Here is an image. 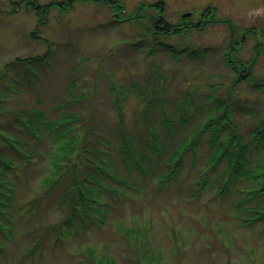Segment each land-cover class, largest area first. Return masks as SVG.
<instances>
[{"label": "rangeland", "instance_id": "obj_1", "mask_svg": "<svg viewBox=\"0 0 264 264\" xmlns=\"http://www.w3.org/2000/svg\"><path fill=\"white\" fill-rule=\"evenodd\" d=\"M115 2L123 11L100 0L52 5L38 23L23 2L0 0V156L15 166V175H0L16 182L12 218L2 216L12 230L0 233V259L100 264L105 254L113 264H264V219L241 221L246 204L236 205L250 182L232 180L224 161L213 171L205 165L208 131L226 121L214 119L225 110L216 102L225 103L232 122L219 139L235 129L251 161L264 155V138L253 134L256 127L264 133V63L251 69L256 85L251 78L234 83L222 61L228 36L221 20L264 23V0ZM138 7L137 21L127 19ZM203 8L213 15L201 29L152 34L158 29L148 23L151 15L174 25L184 20L180 14ZM250 47L244 44L243 58ZM35 55L40 59L3 68L16 56ZM32 110L44 115L33 124L37 133L23 123ZM66 113L78 117L76 148L86 134L79 202L66 178L47 194L42 179L65 172H52V155L67 138L54 140L43 125L66 121ZM209 119L214 123L201 133Z\"/></svg>", "mask_w": 264, "mask_h": 264}, {"label": "trees", "instance_id": "obj_2", "mask_svg": "<svg viewBox=\"0 0 264 264\" xmlns=\"http://www.w3.org/2000/svg\"><path fill=\"white\" fill-rule=\"evenodd\" d=\"M20 2H23L24 7L28 10H33L38 16L39 20L38 23L41 22L42 17L45 13L48 12L49 8L54 5L60 7L63 4H69L70 1L73 0H54L51 2H48L46 4H40L38 3L37 0H19ZM103 3H108V2H113L114 5H117L120 7L122 10L123 7L120 4H117L115 0H100ZM160 3V2H158ZM145 3H141L140 7L144 6ZM157 5V3L155 4ZM159 5V4H158ZM161 8V7H160ZM123 11V10H122ZM121 11V12H122ZM139 11V7L137 10H135L134 17L129 16L127 19L132 20V21H137V13ZM148 23H152L153 27L158 30H153L152 34H159V33H164V34H177L180 33L181 29H184V26L181 28H176V30H173V26L169 25L168 23H163L164 20L161 18V16H153L148 17ZM182 21V20H181ZM159 24H162L163 26H158ZM168 24V25H165ZM201 26V25H199ZM36 32L32 31L29 35L30 37H37L35 35ZM154 39H156V36H153ZM48 44V43H47ZM169 50H171V46L169 44H162ZM50 46H48L49 48ZM172 51V50H171ZM48 52H45L43 56H45ZM40 56L35 55V56H27V57H19L16 56L12 58L11 60H7L6 63H4L3 68L6 69L7 67L14 66L18 63H30L33 62L34 60H39ZM224 62L228 63L227 60H224ZM231 67V70L234 74V83L241 81L242 79H245L247 77L251 78L250 81L252 82L253 85H256L257 83L253 77H251L250 73L247 72L244 75H240L237 73L238 67L235 66V64H229ZM117 109H119L118 106V101L114 100ZM216 107L224 106V114L218 115L215 120L220 119L221 117H224V120H226L224 123H220L217 126V129L208 131V128L214 123L213 119H209L207 122L204 123V126L202 127V131H208L207 135V142H208V147H207V156H206V161L205 165L208 166V169L210 171L215 170L216 165L220 161H224L225 168L223 172H227L232 180H236L238 178H243L247 181L250 182V190H245L243 191V195L239 196L236 201L237 206H242V204H246V213L240 218L241 221H254V220H262L264 219V155L259 157L257 160L251 161L248 157V150L249 147L248 145L242 141V138L237 135L235 132V129H232V131H227L225 134V137L222 139H219L220 131L222 128H225V126L228 123H232L229 121L228 116L226 115L228 112L227 108L225 107V103L223 104L222 102H216L215 104ZM27 117L24 120L23 123L29 129L31 132L37 133V131L34 128V122L35 123H40L43 120L44 115L39 112L32 110L31 112H26ZM118 121L122 122V115L121 112L119 111L118 113ZM65 117L67 118L66 121H62L59 119H54L53 121L49 122L46 121L44 123V127L47 131H51L53 134V139L54 140H60V138H67L64 142H62V145L60 146V149L62 150V153L59 154H53L52 156L54 159L52 160V172H58V171H65L61 172L57 178L55 179H48L46 177H42L43 181L46 182V191L45 193L47 194L48 191L52 192L53 189H55V186L58 185L57 181H60L61 178L64 179L66 178L68 185H69V190L75 191L76 196L74 197L77 202L82 201L85 199V195L83 191L81 190V185L85 183L82 179L79 177V173L77 171V168L80 164V161H85L86 156H85V141H86V134L84 133L82 136L79 137L77 141V148L74 141V133L72 129L73 123L78 119L77 116L71 114V113H66ZM65 119V118H64ZM22 123V122H21ZM43 123V122H42ZM62 125V126H61ZM64 125V126H63ZM71 126V127H70ZM70 127V129H69ZM262 135V138H264V133L258 130V127H256L253 130V134H258ZM3 139L7 140V137H3ZM13 141V146L15 144H19L17 140H12ZM22 146V145H21ZM177 149V148H176ZM22 150V149H20ZM74 151H77L74 153ZM135 151V150H134ZM176 152L178 153L179 151L175 150L171 152L170 156L168 157L169 159L172 158L173 156L176 155ZM21 156L23 157H28L29 155L25 153L24 151L20 152ZM73 155V156H72ZM126 158V157H125ZM59 162H58V161ZM61 160L67 161V163L61 162ZM178 162V161H177ZM177 162L175 165L177 166ZM3 173L5 176L8 177V175H15V166L12 164L11 160L8 159L5 156H0V174ZM218 176H221L220 172H217ZM17 176V175H16ZM7 177H2L0 175V233L3 234H8V232H11V228L6 226V223L3 221V215L7 214V220H11L12 218V209L14 206V199H15V186L16 182L12 180H8ZM220 180V179H219ZM224 189L222 188H216V193H224ZM71 197V196H70ZM63 199V198H62ZM69 199V198H68ZM75 199H73L75 201ZM87 201L90 199H86ZM85 200V201H86ZM70 201V199H69ZM86 203V202H85ZM84 205V202L82 203ZM75 208V206H73ZM62 221H66V219H62ZM4 246L3 242L0 240V253L4 251ZM29 253L26 252L23 257L25 258L26 255ZM1 256V254H0ZM105 256V254H104ZM103 256V257H104ZM101 257L100 264L101 263H106V264H113V258L110 255H106L104 258ZM0 264H3V261L0 259Z\"/></svg>", "mask_w": 264, "mask_h": 264}, {"label": "flooded vegetation", "instance_id": "obj_3", "mask_svg": "<svg viewBox=\"0 0 264 264\" xmlns=\"http://www.w3.org/2000/svg\"><path fill=\"white\" fill-rule=\"evenodd\" d=\"M205 10L206 8H203L199 14H196L194 9L190 10V12H192L191 15L184 18L182 22L172 25V31L182 26H184V29L182 28L180 31H187L189 28L201 29L202 27L199 25H207V22H209L208 20L212 21V17L210 16L213 14ZM260 14L261 13H257L258 17ZM194 17H197V20H192ZM204 17L205 20L203 21ZM221 20L224 22L223 25L226 28L228 36L226 46L222 47L227 49L226 53L222 54V61L224 62V60H227L229 64L234 63L235 66L238 67L237 73L240 75L249 72L251 77H253L251 69L254 68L256 63L260 60L264 63V23L259 22V19H256L257 22L252 19V21H254L248 25L232 22L230 18L222 17ZM163 23H165V21ZM249 42H251V47L247 51L248 56L247 58H243L242 48L244 44H248Z\"/></svg>", "mask_w": 264, "mask_h": 264}, {"label": "water", "instance_id": "obj_4", "mask_svg": "<svg viewBox=\"0 0 264 264\" xmlns=\"http://www.w3.org/2000/svg\"><path fill=\"white\" fill-rule=\"evenodd\" d=\"M192 12L190 11H186L184 13L181 14V18H185V17H189L191 15Z\"/></svg>", "mask_w": 264, "mask_h": 264}]
</instances>
